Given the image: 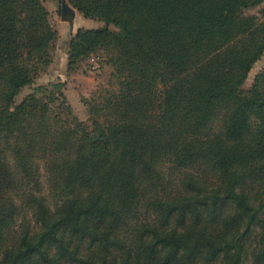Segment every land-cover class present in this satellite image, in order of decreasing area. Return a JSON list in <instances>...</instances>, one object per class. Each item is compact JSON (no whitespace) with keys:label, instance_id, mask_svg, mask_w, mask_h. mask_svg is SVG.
Masks as SVG:
<instances>
[{"label":"trees","instance_id":"obj_1","mask_svg":"<svg viewBox=\"0 0 264 264\" xmlns=\"http://www.w3.org/2000/svg\"><path fill=\"white\" fill-rule=\"evenodd\" d=\"M59 1L102 22L68 68L104 51L115 85L86 120L60 83L16 101L58 32L0 0V264H264V0Z\"/></svg>","mask_w":264,"mask_h":264},{"label":"rangeland","instance_id":"obj_2","mask_svg":"<svg viewBox=\"0 0 264 264\" xmlns=\"http://www.w3.org/2000/svg\"><path fill=\"white\" fill-rule=\"evenodd\" d=\"M43 1L49 10L50 21L58 32V37L52 48V62L36 76L34 82L22 89L17 95L16 101H20L30 93L43 96L47 93L45 90L46 87L52 90L53 82L60 83L73 114L81 120H86L87 109L85 99L90 98L104 87H113L115 85V78L111 74L112 66L107 64L105 52L99 51L98 53L84 57L78 62L76 68L69 69L66 49L70 37L78 27H97L102 25V22L82 15L79 17L77 15L79 11L77 12L75 8H73L72 17L64 16V13L61 12V3L59 0ZM260 7H264V1ZM251 11L258 12V8L256 7ZM79 14L81 13L79 12ZM263 69L264 53L254 63L243 86L249 88L253 83L256 73ZM53 106H55V103H53Z\"/></svg>","mask_w":264,"mask_h":264},{"label":"crops","instance_id":"obj_3","mask_svg":"<svg viewBox=\"0 0 264 264\" xmlns=\"http://www.w3.org/2000/svg\"><path fill=\"white\" fill-rule=\"evenodd\" d=\"M76 11H77V10H76ZM77 12H78V11H77ZM77 15H79V17H81V15H82V14H79V12H78V14H77ZM82 16H83V15H82ZM85 26H87V25H85Z\"/></svg>","mask_w":264,"mask_h":264},{"label":"water","instance_id":"obj_4","mask_svg":"<svg viewBox=\"0 0 264 264\" xmlns=\"http://www.w3.org/2000/svg\"><path fill=\"white\" fill-rule=\"evenodd\" d=\"M63 7L67 8V6H66V5H63Z\"/></svg>","mask_w":264,"mask_h":264}]
</instances>
